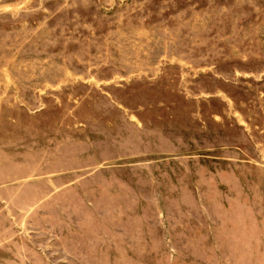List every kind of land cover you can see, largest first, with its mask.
I'll return each instance as SVG.
<instances>
[{"label":"rangeland","instance_id":"rangeland-1","mask_svg":"<svg viewBox=\"0 0 264 264\" xmlns=\"http://www.w3.org/2000/svg\"><path fill=\"white\" fill-rule=\"evenodd\" d=\"M0 264H264V0H0Z\"/></svg>","mask_w":264,"mask_h":264}]
</instances>
